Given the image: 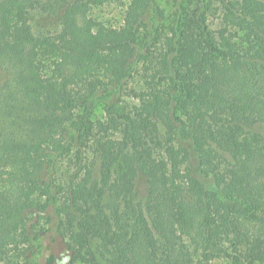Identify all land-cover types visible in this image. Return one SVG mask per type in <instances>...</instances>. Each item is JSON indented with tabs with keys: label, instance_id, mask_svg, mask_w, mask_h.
Returning <instances> with one entry per match:
<instances>
[{
	"label": "trees",
	"instance_id": "1",
	"mask_svg": "<svg viewBox=\"0 0 264 264\" xmlns=\"http://www.w3.org/2000/svg\"><path fill=\"white\" fill-rule=\"evenodd\" d=\"M118 1L0 0V264H264V0Z\"/></svg>",
	"mask_w": 264,
	"mask_h": 264
},
{
	"label": "rangeland",
	"instance_id": "2",
	"mask_svg": "<svg viewBox=\"0 0 264 264\" xmlns=\"http://www.w3.org/2000/svg\"><path fill=\"white\" fill-rule=\"evenodd\" d=\"M131 0H121L118 2H113L109 4H104L100 6H96L92 9L91 15L97 19L99 22L107 25V26H120L124 22V17L126 13V9L129 5ZM161 6L166 7L167 9L169 8V4L167 3L166 0H159ZM38 26L42 28H58L59 24L57 23V20L54 18H48V19H43L39 18L38 20ZM5 79V74L4 72H0V81ZM263 126V125H261ZM258 126L257 129L263 130L264 126L261 127ZM145 180L143 178H140L138 181V190H139V197L144 198L147 194V190L145 187ZM44 244L46 246V249L44 250L42 256L43 258L41 259V262L44 261L46 255L50 253H54L57 258H58V263L59 264H68V246L66 239H64L59 233L53 232V231H48L44 235Z\"/></svg>",
	"mask_w": 264,
	"mask_h": 264
}]
</instances>
